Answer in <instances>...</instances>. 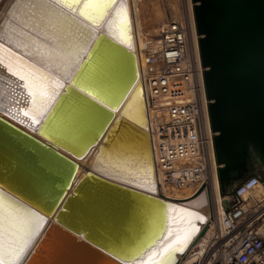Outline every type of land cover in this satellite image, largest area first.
<instances>
[{
  "label": "water",
  "instance_id": "water-1",
  "mask_svg": "<svg viewBox=\"0 0 264 264\" xmlns=\"http://www.w3.org/2000/svg\"><path fill=\"white\" fill-rule=\"evenodd\" d=\"M196 1L222 185L235 190L251 162L264 165V0ZM86 18L55 0H15L0 27L3 63L29 78L0 66V206L26 222L17 264H178L176 244L147 263L177 201L94 166L76 179L91 150L95 160L113 151V167L154 160L136 52ZM56 43L69 47V66L32 57ZM134 99L137 117L127 112Z\"/></svg>",
  "mask_w": 264,
  "mask_h": 264
},
{
  "label": "built area",
  "instance_id": "built-area-1",
  "mask_svg": "<svg viewBox=\"0 0 264 264\" xmlns=\"http://www.w3.org/2000/svg\"><path fill=\"white\" fill-rule=\"evenodd\" d=\"M180 3L178 16L138 37L162 192L191 183L195 196L210 194L215 211L214 230L178 264H264V174L245 177L235 190L223 188L197 1Z\"/></svg>",
  "mask_w": 264,
  "mask_h": 264
},
{
  "label": "bare ground",
  "instance_id": "bare-ground-1",
  "mask_svg": "<svg viewBox=\"0 0 264 264\" xmlns=\"http://www.w3.org/2000/svg\"><path fill=\"white\" fill-rule=\"evenodd\" d=\"M14 1L15 0H0V27L2 22L8 17V11ZM65 6L80 14L77 9H72L74 5ZM15 8L16 7H14V9ZM83 8L84 5L82 9ZM118 10H120L119 17L116 15ZM170 13H172L173 16H178L181 13L180 0H123L122 5L121 0H116V3L109 6L100 5V7H93L86 13L87 16L84 15L87 18L83 16L84 19L86 18V20L90 22H93L92 20L100 21V25L98 26L100 31L109 29L115 38L135 50L140 68V81L144 87V94L142 95L145 96V110L149 118L148 124L152 135L153 147L154 135L152 131V121L146 88L143 80V68L138 49V37H144V34H147V31L157 32L160 22L168 20L171 17ZM62 32H64V30H62ZM62 32L59 33L61 34ZM26 47L28 49L30 48L28 45ZM66 47H63L64 49H62L56 43L54 48L32 49L38 54L37 56L32 55V57L36 60L38 59V61L43 64H45L44 60L47 59L55 62V64H57V66H61V68L66 67L70 60L69 57H71L70 53L69 56L65 54L64 50L69 49L68 46ZM55 49H59L61 51L63 54L62 59L54 57V53L56 52ZM135 97H137V95ZM135 101L136 99H134L133 103H131L129 108H127V112L133 117H137L136 113H139L140 111L138 103H135ZM5 115L10 117L9 114ZM12 119L16 122H20L13 116ZM21 122L19 124L23 125L25 128L35 131L31 125ZM112 152L113 151L111 150L109 151L110 154H113ZM110 154L106 157L99 156L100 158L95 160V151L91 150L85 157H78L79 166L76 179H79L89 168L94 166L106 174H114L117 177L126 178V180H129L142 189L164 194L165 196L177 201V203H174L171 208L169 229L165 237L166 239L157 249L152 251L147 263L159 258L165 249L169 248L170 245L175 244L177 245L176 254L181 260L182 256L187 255L191 251L197 241L204 240V237L208 236V233H211L212 230H214L215 225L212 220L214 219L215 211H213L209 193H203L200 196H195L193 194L195 188L191 183L165 187V192H162L157 174L155 152L152 169L151 167H148L145 162H141L138 166L131 167L122 160L117 167H113L112 156H110Z\"/></svg>",
  "mask_w": 264,
  "mask_h": 264
},
{
  "label": "snow or ice",
  "instance_id": "snow-or-ice-1",
  "mask_svg": "<svg viewBox=\"0 0 264 264\" xmlns=\"http://www.w3.org/2000/svg\"><path fill=\"white\" fill-rule=\"evenodd\" d=\"M30 2L34 6H38V0H30ZM57 3L76 6L78 7L80 4L84 5V8L81 10V15L84 16L86 13L93 7H100V5L109 6L111 4L116 3V0H56ZM123 4V0H121V5ZM51 6V5H49ZM117 17L120 16V10L116 13ZM5 49L4 44H0V51ZM9 57H14V53L11 50L8 51ZM16 59H19L18 57ZM0 66L7 67L8 71L12 72V75H18L20 80H26L23 75H19L17 72H13L11 67H8L3 63V58L0 57ZM31 83L27 86L35 91H30L29 94L33 97V103L38 104L41 97L42 92L40 91L41 84L40 81L31 77ZM46 79V77H45ZM25 116L29 115L28 112L24 113ZM42 219V218H41ZM26 223L21 221L18 217L14 216L11 212H9L3 206H0V264H17L21 255L23 254L25 247H27V242H24V246H18V239L21 232V225ZM40 225L37 224L38 228ZM175 243V242H174ZM174 249V245H170L169 248L165 249V253ZM165 257H162L164 259Z\"/></svg>",
  "mask_w": 264,
  "mask_h": 264
},
{
  "label": "flooded vegetation",
  "instance_id": "flooded-vegetation-1",
  "mask_svg": "<svg viewBox=\"0 0 264 264\" xmlns=\"http://www.w3.org/2000/svg\"><path fill=\"white\" fill-rule=\"evenodd\" d=\"M253 169H257L261 173H264V165L254 163L251 170H253Z\"/></svg>",
  "mask_w": 264,
  "mask_h": 264
},
{
  "label": "rangeland",
  "instance_id": "rangeland-1",
  "mask_svg": "<svg viewBox=\"0 0 264 264\" xmlns=\"http://www.w3.org/2000/svg\"><path fill=\"white\" fill-rule=\"evenodd\" d=\"M170 16H172V13H170ZM255 173L264 174V173H261L260 171H258L257 169H253L248 173V175L246 177L250 176L251 174H255Z\"/></svg>",
  "mask_w": 264,
  "mask_h": 264
},
{
  "label": "trees",
  "instance_id": "trees-1",
  "mask_svg": "<svg viewBox=\"0 0 264 264\" xmlns=\"http://www.w3.org/2000/svg\"><path fill=\"white\" fill-rule=\"evenodd\" d=\"M254 163H255V162H251V169H252V166H253Z\"/></svg>",
  "mask_w": 264,
  "mask_h": 264
}]
</instances>
